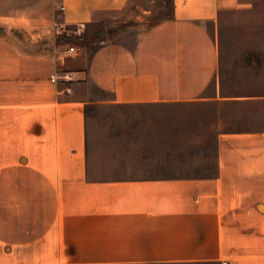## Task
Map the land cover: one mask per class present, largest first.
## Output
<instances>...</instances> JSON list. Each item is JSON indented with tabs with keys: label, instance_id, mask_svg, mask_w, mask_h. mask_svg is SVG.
<instances>
[{
	"label": "crops",
	"instance_id": "1",
	"mask_svg": "<svg viewBox=\"0 0 264 264\" xmlns=\"http://www.w3.org/2000/svg\"><path fill=\"white\" fill-rule=\"evenodd\" d=\"M128 1L0 0V264H264V42L220 43L228 13L262 12L264 35V0H171L133 43L71 39ZM121 104H209L215 171L155 170L166 109L95 170L88 108Z\"/></svg>",
	"mask_w": 264,
	"mask_h": 264
},
{
	"label": "rangeland",
	"instance_id": "2",
	"mask_svg": "<svg viewBox=\"0 0 264 264\" xmlns=\"http://www.w3.org/2000/svg\"><path fill=\"white\" fill-rule=\"evenodd\" d=\"M171 0H129L121 9L99 13L83 30L70 28L71 39L82 42L92 52L102 41L133 43L148 25L169 16ZM65 29V28H64ZM65 33V32H64ZM62 36H60L61 38ZM64 38V36H63ZM70 39V40H71ZM264 42L262 12L228 13L220 28V43L233 46ZM234 54V53H229ZM201 114L194 116V109ZM209 104L168 105H92L88 108V143L95 170L98 152L104 142L115 140L150 139L151 128L144 120L148 109H166L171 119L172 162L155 170L180 175H208L215 171L214 135L210 130ZM204 110V111H203ZM195 119L197 122H195ZM201 120V121H198ZM113 170V169H109ZM216 264V263H205Z\"/></svg>",
	"mask_w": 264,
	"mask_h": 264
},
{
	"label": "built area",
	"instance_id": "3",
	"mask_svg": "<svg viewBox=\"0 0 264 264\" xmlns=\"http://www.w3.org/2000/svg\"><path fill=\"white\" fill-rule=\"evenodd\" d=\"M85 27V24L84 23H80L79 25L76 26L77 30H83V28ZM66 78V76H65ZM50 79L52 81H55L56 80V76L55 75H51Z\"/></svg>",
	"mask_w": 264,
	"mask_h": 264
},
{
	"label": "trees",
	"instance_id": "4",
	"mask_svg": "<svg viewBox=\"0 0 264 264\" xmlns=\"http://www.w3.org/2000/svg\"><path fill=\"white\" fill-rule=\"evenodd\" d=\"M74 40V39H73Z\"/></svg>",
	"mask_w": 264,
	"mask_h": 264
}]
</instances>
